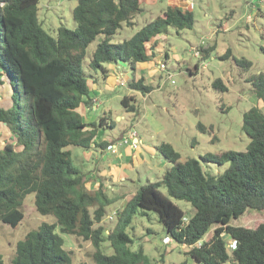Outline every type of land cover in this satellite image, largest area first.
Wrapping results in <instances>:
<instances>
[{
  "label": "trees",
  "instance_id": "1",
  "mask_svg": "<svg viewBox=\"0 0 264 264\" xmlns=\"http://www.w3.org/2000/svg\"><path fill=\"white\" fill-rule=\"evenodd\" d=\"M38 5L39 0H0L4 34H0V76L9 79L14 101L10 109L0 107V124L15 139L0 150V221L17 227L25 217L21 209L25 197L35 193L37 211L54 216L56 223H43L19 241L12 264H73L57 228L63 234L91 241L96 249L94 264H155L142 247L137 251L127 247L134 242L127 228L140 210L155 211L167 237L188 247V255L199 264H264V223L255 229L231 224L248 209L264 212V75L253 82L263 110L252 107L243 116L242 129L250 137L246 150L209 153L200 160L182 162L170 143H161L157 150L171 168L161 182L139 187L122 210L118 227L106 235L104 228L96 225L102 223L111 200L101 187H87L85 173L67 149H91L99 127L107 120L102 118L99 126L88 124L79 110L93 102L92 79L84 68L87 49L103 35L89 69L105 75L107 64L127 63L136 73L139 64L155 56L148 44L169 27L192 29L195 17L190 10L170 5L132 38L112 44L124 26H135V19L144 12L141 0H78L73 10L76 30L62 26L56 36L43 28ZM241 63L251 66L245 60ZM129 85L145 94L154 89L144 78L133 79ZM214 87L227 91L222 79H217ZM135 102L134 96L122 99L129 112L136 111ZM198 128L207 132L201 123ZM202 162L228 167L212 176L204 171ZM172 199L191 204L193 216L187 220ZM92 207H96L93 213ZM215 226L212 238L205 241ZM224 234L236 242L232 254L227 251ZM105 241H110L113 254L102 250ZM0 264H5L2 255Z\"/></svg>",
  "mask_w": 264,
  "mask_h": 264
},
{
  "label": "rangeland",
  "instance_id": "2",
  "mask_svg": "<svg viewBox=\"0 0 264 264\" xmlns=\"http://www.w3.org/2000/svg\"><path fill=\"white\" fill-rule=\"evenodd\" d=\"M77 3L78 0H39L38 16L43 28L53 36L62 26L76 30L73 10ZM174 3H185L187 10L193 12V28L178 31L169 27L165 34L156 37L148 44L155 56L143 64L138 74L133 73L127 63L107 64L105 75L101 70L89 69L93 53L104 40L103 35L87 49L85 72L101 91V104L92 110L98 103L92 102L79 110L88 124L96 122L99 126L102 118L107 120L103 128L99 127L95 139L98 143L94 147L85 150L70 146L67 149L72 153L73 162L86 176L92 177L87 180L90 182L87 187L92 190L101 187L111 200L102 223L96 225L102 226L106 235L118 227L122 210L139 187L161 182L171 168L172 164L157 150L161 143H170L180 153L182 162L190 158L200 160L209 153L243 152L250 143V137L242 129L243 116L252 107L263 110L253 82L260 74L264 75V0H142L144 12L135 19V26H124L111 43L118 44L132 38ZM0 34L3 37L1 26ZM243 60L250 62L251 66L247 68L241 63ZM162 63L165 69L160 67ZM110 68L115 74L110 83H106L112 73ZM140 78L153 86L150 93L130 87L133 79ZM115 79H122L125 84L120 85ZM217 79L223 80L227 91L221 92L214 87ZM126 96L135 97V112H129L123 106L122 99ZM199 123L207 128L206 133L198 128ZM129 131H134L142 142L136 148L132 142L121 145ZM102 143L108 146L102 147ZM115 145L120 146L114 152L110 149ZM107 150V163L113 162V167L103 173L96 157ZM141 152L143 159L140 161ZM201 164L212 176L220 175L228 167V164ZM161 190L167 194L164 186ZM35 200V193L25 197L21 207L25 217L17 227L0 221V255L5 264H12L17 243L29 232L37 230L43 223H56L54 216L41 215L37 211ZM172 201L185 212L187 220L193 216L191 204ZM95 209L90 210L93 213ZM261 223H264V212L252 209L231 221L233 226L252 229ZM215 228L205 236V241L212 238ZM57 233L63 237L65 249L71 252L73 264H94L96 249L91 241L63 234L59 228ZM127 233L134 241L127 247L131 251L142 247L155 264H199L188 255V247L172 239L171 243L164 241L168 233L155 211L140 210L133 217ZM223 239L228 253L232 254V239L226 234ZM102 250L109 255L114 253L110 241L102 244Z\"/></svg>",
  "mask_w": 264,
  "mask_h": 264
},
{
  "label": "crops",
  "instance_id": "3",
  "mask_svg": "<svg viewBox=\"0 0 264 264\" xmlns=\"http://www.w3.org/2000/svg\"><path fill=\"white\" fill-rule=\"evenodd\" d=\"M171 5L178 6V7H180L183 10L187 9V7H185V6H187V5H185V3H174V4H171ZM143 64L144 63L138 65V70L136 72L137 74L140 72L141 68L143 67ZM110 69H112V68H110ZM111 72L112 73H110L111 75L108 76V78L106 80V83H110L111 78L114 77L115 70L112 69ZM0 80H1V83H0V107L4 108V109H10V108H12L13 103H14L13 98H12L13 88H12V86L10 84L9 79L5 75L0 76ZM118 81H119L118 79H115L116 83H118ZM90 82H91V85H92V91H91V94H90V98L92 99L93 102H98V103H95L93 105V107H92V110H95L96 108L99 107L98 105L101 104L100 100H99V96L101 95V91L98 89V87L94 83L93 79L90 80ZM96 94H98V97H96ZM94 95H95V97H94ZM91 115H92V113H91ZM83 118H84V116H83ZM84 121H85V119H84ZM12 143H15V139H14L12 133L10 132V130L5 125L0 124V150H2L5 147V145L12 144ZM96 143H98V142L95 141V144ZM108 150L106 151L105 154H100L99 156L96 157V160L99 161V164H98V162H96V163L98 164V167L102 170L103 173H107L108 168L109 167H113V164H112L113 162L110 161L111 163H107V160L109 158ZM116 157L117 156H115L114 158L116 159ZM139 159H140V161L143 159L142 152L140 153ZM117 161H118V159H117ZM100 164L102 166H99ZM90 178H92V177L91 176H89V177L86 176L87 180L90 179ZM88 184H90V182H88Z\"/></svg>",
  "mask_w": 264,
  "mask_h": 264
},
{
  "label": "built area",
  "instance_id": "4",
  "mask_svg": "<svg viewBox=\"0 0 264 264\" xmlns=\"http://www.w3.org/2000/svg\"><path fill=\"white\" fill-rule=\"evenodd\" d=\"M191 1H192V0H191ZM190 4H191V3H190ZM160 67L163 68V69L166 68V66H165L163 63L160 64ZM118 83H119L120 85H124V84H125L124 80H122V79H119ZM129 142H132V145H133V147H135V148L137 147L138 144H141V143H142L141 140L137 137V134H136L134 131H129V132L124 136V139H123V141L121 142V145H122L123 143H129ZM118 146H120V145H115V146L111 147L110 150L113 149V151L115 152V149H116ZM164 241H165L166 243H171V242H172L171 238H168V237H166ZM233 249H234V245H233V247H232V250H233Z\"/></svg>",
  "mask_w": 264,
  "mask_h": 264
},
{
  "label": "clouds",
  "instance_id": "5",
  "mask_svg": "<svg viewBox=\"0 0 264 264\" xmlns=\"http://www.w3.org/2000/svg\"><path fill=\"white\" fill-rule=\"evenodd\" d=\"M232 242H233L234 249H235V248H236V242H235V241H233V240H232ZM234 249H233V250H234Z\"/></svg>",
  "mask_w": 264,
  "mask_h": 264
},
{
  "label": "bare ground",
  "instance_id": "6",
  "mask_svg": "<svg viewBox=\"0 0 264 264\" xmlns=\"http://www.w3.org/2000/svg\"><path fill=\"white\" fill-rule=\"evenodd\" d=\"M108 146V145H107Z\"/></svg>",
  "mask_w": 264,
  "mask_h": 264
}]
</instances>
